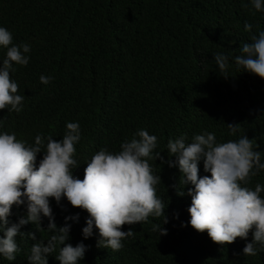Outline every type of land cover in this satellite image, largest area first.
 I'll return each instance as SVG.
<instances>
[{
    "label": "trees",
    "instance_id": "1",
    "mask_svg": "<svg viewBox=\"0 0 264 264\" xmlns=\"http://www.w3.org/2000/svg\"><path fill=\"white\" fill-rule=\"evenodd\" d=\"M246 22L251 31H245ZM0 26L12 32L14 44L31 45L28 65L10 73L25 97L22 110H0V132H15L32 145L37 135L58 141L66 123L79 122L81 140L74 146L79 167L73 175L80 179L97 151L118 152L141 128L157 137L155 151L164 160L175 159L166 150L170 138L186 135L191 142L204 131L214 132L219 142L245 135L264 156V79L241 71L234 59L243 44L264 31V12L243 8L241 0H0ZM217 53L229 57L227 77L215 63ZM4 56L0 49V61ZM41 75L53 79L45 85ZM228 124H238L239 131L229 135ZM42 156L38 153L37 161ZM151 163L161 179L157 196L166 206L168 222L149 217L121 226L134 235L122 241L119 251L97 247L95 229L93 237L84 239L87 212L66 199L58 205L50 198L57 226L65 216L79 214L78 223L69 221L67 243L88 246L80 264H264V249L255 256L243 254L252 230L247 239L221 245L206 231L193 229L187 211L190 185L183 186L177 167L160 159ZM199 169V176L210 175L202 161ZM257 183L264 185V170L246 186L254 189ZM182 188L185 195H177ZM11 211L10 221L17 222L26 210L13 206ZM158 223L166 235L153 231ZM47 224L42 217L41 225L22 226L16 260L0 257V264H28L37 241L27 233L46 242L53 234ZM56 255L58 249L48 264H59Z\"/></svg>",
    "mask_w": 264,
    "mask_h": 264
},
{
    "label": "clouds",
    "instance_id": "2",
    "mask_svg": "<svg viewBox=\"0 0 264 264\" xmlns=\"http://www.w3.org/2000/svg\"><path fill=\"white\" fill-rule=\"evenodd\" d=\"M241 5L264 12V0H241ZM244 29L251 31L252 25L246 22ZM251 40L242 45L235 64L241 71L264 79V31ZM0 49L5 50L0 61V110L19 113L25 97L18 94V83L10 73L15 66L28 65L31 45L14 44L12 32L0 26ZM214 60L222 76L227 77L229 57L217 53ZM52 79L39 77L45 85ZM3 126L4 119L0 118V128ZM238 126L228 124L229 135H235ZM80 140L79 122L66 123L65 134L58 141L37 135L32 145L18 139L15 132H0V257L15 261L20 252L16 237L25 234L21 227L29 223L41 225L44 217L48 220L47 230L53 234L45 242L38 240L35 232L27 233L37 241L27 257L28 264H48V257L57 249L55 259L59 264H80L88 246L82 241L75 246L67 243L72 227L69 221L78 223L79 214L65 216L64 224L57 226L50 198L58 205L66 199L72 207L85 210L88 215L82 237H93L95 229L96 246L113 251L122 249V241L134 235L131 228L123 231L121 226L147 222L149 217H163L161 223H167L166 206L157 196L156 186L161 179L151 163L156 159L177 167L183 186L190 185L187 195L191 204L187 211L188 224L193 229L206 231L212 242L221 245L231 244L237 237L247 239L252 230V240L244 246L243 254L255 256L264 249V185L257 183L254 189L246 186L252 176L264 170V156L256 150L259 145L254 147L247 136L219 142L214 132L204 131L193 135L189 142L186 135H180L170 138L166 145L168 157L175 159L164 160L160 151H155L157 137L141 128L120 144L118 152L107 148L97 151L86 163L83 179L73 175L79 167L74 146ZM38 153L43 154L39 161ZM201 161L210 175L199 176ZM177 195H185L183 188ZM13 206H24L26 210L17 222L9 219ZM161 223L154 224L153 231L166 235L167 229Z\"/></svg>",
    "mask_w": 264,
    "mask_h": 264
}]
</instances>
